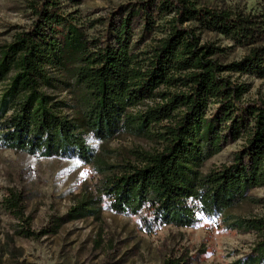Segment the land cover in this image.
I'll list each match as a JSON object with an SVG mask.
<instances>
[{"label":"trees","instance_id":"obj_1","mask_svg":"<svg viewBox=\"0 0 264 264\" xmlns=\"http://www.w3.org/2000/svg\"><path fill=\"white\" fill-rule=\"evenodd\" d=\"M66 1L78 0L31 3L30 26L0 46V148L48 158L73 154L96 169L97 194L36 233L22 215L26 198L11 191L6 205L23 218L24 235L39 239L70 221L100 219L105 203L139 217L150 234L205 220L254 232L255 256L230 264H263L264 216L230 212L264 187V99H248L251 85L234 77L264 80V7L244 14L195 0H140L119 18L110 13L102 36L90 38L63 11ZM202 32L233 46L202 42ZM235 46L247 53L226 61ZM61 87L74 104L59 98ZM125 135L150 139L156 148L113 162L105 146ZM238 141L231 163L204 170Z\"/></svg>","mask_w":264,"mask_h":264},{"label":"rangeland","instance_id":"obj_2","mask_svg":"<svg viewBox=\"0 0 264 264\" xmlns=\"http://www.w3.org/2000/svg\"><path fill=\"white\" fill-rule=\"evenodd\" d=\"M40 0H0V46L12 41L17 30L32 22L30 4ZM140 0H78L63 2V11L73 14L90 38H99L110 13L119 18L126 6ZM198 7L259 14L264 0H195ZM202 42L218 47L233 42L212 32L201 33ZM247 49L235 46L226 61L241 59ZM247 82L248 99H264V80L234 76ZM74 104L73 94L64 87L58 92ZM92 144H96L90 138ZM98 146V144H96ZM156 143L146 138L121 136L109 145L110 159L121 162L132 158L133 150L152 151ZM242 141L213 156L204 170L210 171L233 161ZM102 149L99 148V150ZM99 176L94 166L77 156L44 157L0 148V262L1 264H230L255 256L260 238L254 232L243 233L225 228L221 222L205 220L195 227L166 225L154 233L142 230L137 216L117 213L104 203L100 219L89 217L62 225L58 233L35 239L24 235L25 223L10 212L6 199L11 191L22 194L24 219L36 233L51 229L56 217L65 216L86 196L97 194ZM251 198L230 212L233 217L264 216V187L250 190ZM264 264V259H263Z\"/></svg>","mask_w":264,"mask_h":264}]
</instances>
